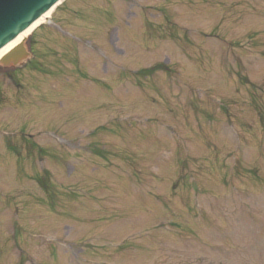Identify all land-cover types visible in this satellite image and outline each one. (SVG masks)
Returning a JSON list of instances; mask_svg holds the SVG:
<instances>
[{"label": "rangeland", "instance_id": "374dc122", "mask_svg": "<svg viewBox=\"0 0 264 264\" xmlns=\"http://www.w3.org/2000/svg\"><path fill=\"white\" fill-rule=\"evenodd\" d=\"M25 40L0 264H264V0H63Z\"/></svg>", "mask_w": 264, "mask_h": 264}, {"label": "water", "instance_id": "95a60500", "mask_svg": "<svg viewBox=\"0 0 264 264\" xmlns=\"http://www.w3.org/2000/svg\"><path fill=\"white\" fill-rule=\"evenodd\" d=\"M60 0H0V49L31 26ZM28 56L23 42L14 46L0 60L3 65H17Z\"/></svg>", "mask_w": 264, "mask_h": 264}, {"label": "bare ground", "instance_id": "6f19581e", "mask_svg": "<svg viewBox=\"0 0 264 264\" xmlns=\"http://www.w3.org/2000/svg\"><path fill=\"white\" fill-rule=\"evenodd\" d=\"M63 0H60V2H62ZM59 2V3H60ZM57 3V5L59 4ZM55 5L54 7H52L49 11H47L40 19H38L35 23H33L29 28H27L25 31H23L22 33H20L14 40H12L11 42H9L8 44H6L4 47H2L0 49V58L6 54L13 46L19 44L20 42L24 41L26 39V37L32 33V31L36 28L37 25H39V23L45 21L47 18H49L51 12L56 8Z\"/></svg>", "mask_w": 264, "mask_h": 264}, {"label": "flooded vegetation", "instance_id": "af4514ba", "mask_svg": "<svg viewBox=\"0 0 264 264\" xmlns=\"http://www.w3.org/2000/svg\"><path fill=\"white\" fill-rule=\"evenodd\" d=\"M25 46H26L27 50H28L30 53H32L31 58L27 61V63H29V62H32V59H33V57H34V55H35L34 44H33L32 41H27V42L25 43ZM32 64H34V61L32 62ZM32 64H31V65H32ZM10 75H11V74H10ZM10 75H9V76H10Z\"/></svg>", "mask_w": 264, "mask_h": 264}, {"label": "trees", "instance_id": "16d2710c", "mask_svg": "<svg viewBox=\"0 0 264 264\" xmlns=\"http://www.w3.org/2000/svg\"><path fill=\"white\" fill-rule=\"evenodd\" d=\"M159 66H155V67H151L149 69H146V70H142L140 73L141 74H146L148 75V73H151V71H153L154 69H157Z\"/></svg>", "mask_w": 264, "mask_h": 264}]
</instances>
